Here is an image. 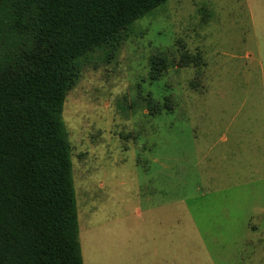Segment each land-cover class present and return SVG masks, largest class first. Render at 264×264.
Segmentation results:
<instances>
[{
	"label": "rangeland",
	"instance_id": "obj_1",
	"mask_svg": "<svg viewBox=\"0 0 264 264\" xmlns=\"http://www.w3.org/2000/svg\"><path fill=\"white\" fill-rule=\"evenodd\" d=\"M79 62L62 118L83 264H264V0H166Z\"/></svg>",
	"mask_w": 264,
	"mask_h": 264
},
{
	"label": "trees",
	"instance_id": "obj_2",
	"mask_svg": "<svg viewBox=\"0 0 264 264\" xmlns=\"http://www.w3.org/2000/svg\"><path fill=\"white\" fill-rule=\"evenodd\" d=\"M165 2L0 0V264H83L64 101L81 57L113 53ZM149 63L151 81L168 67L160 53Z\"/></svg>",
	"mask_w": 264,
	"mask_h": 264
},
{
	"label": "crops",
	"instance_id": "obj_3",
	"mask_svg": "<svg viewBox=\"0 0 264 264\" xmlns=\"http://www.w3.org/2000/svg\"><path fill=\"white\" fill-rule=\"evenodd\" d=\"M91 227H92V226H90V228H91ZM90 228H89V229H90ZM88 234H89V230H88L86 233H83V238H84V237L86 238V237L88 236ZM81 253H82V251H81ZM82 260H83V257H82Z\"/></svg>",
	"mask_w": 264,
	"mask_h": 264
}]
</instances>
